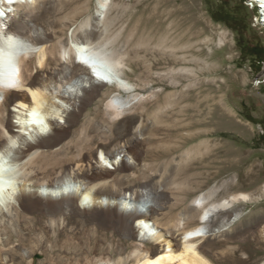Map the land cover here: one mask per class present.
I'll use <instances>...</instances> for the list:
<instances>
[{
    "label": "rangeland",
    "instance_id": "1",
    "mask_svg": "<svg viewBox=\"0 0 264 264\" xmlns=\"http://www.w3.org/2000/svg\"><path fill=\"white\" fill-rule=\"evenodd\" d=\"M4 20L5 30L25 42L40 38L55 46L43 68L33 55L30 79L37 78L35 86L41 87L57 68L66 67L68 83L62 89L77 100H61L71 112L84 109L81 123L86 115L94 116L93 109L104 115L112 95L127 93L113 83L95 82L74 58L73 44L90 42L93 50L117 62L120 78L136 92L154 94L137 101L127 118L98 123L109 132V141L95 132L98 139L92 146L73 148L71 133L59 143L32 150L42 157L35 166L42 159L60 160L56 171L39 173L41 181L67 178L74 169L85 185L99 184L93 194L103 195L105 203L130 196V209L80 207L77 195L17 198V188L10 212L4 206L0 214V264H134L137 256L156 247L147 235L136 236V211L178 248L182 232L200 224L201 210L193 208L197 198L218 204L241 194L249 198L240 197L214 215L200 250L212 264H264V59L251 54L253 47L264 48V22L255 1L109 0L102 13L97 0H36L17 6ZM78 78L81 84L73 86ZM11 105L6 104V114ZM170 106L191 109L194 119L204 112L206 127L196 125L182 133L205 134L171 157L152 158L153 147L143 140L150 128L143 129L142 111ZM177 140L160 146L179 145ZM201 142L208 145L204 153L191 150ZM101 154L111 166L117 160L116 168L101 170ZM201 163L208 167L198 168ZM171 164L196 169L173 175L166 171ZM237 212V220L221 223Z\"/></svg>",
    "mask_w": 264,
    "mask_h": 264
},
{
    "label": "bare ground",
    "instance_id": "2",
    "mask_svg": "<svg viewBox=\"0 0 264 264\" xmlns=\"http://www.w3.org/2000/svg\"><path fill=\"white\" fill-rule=\"evenodd\" d=\"M34 1L36 0H0V214L4 213V206L10 212V207L14 204L12 196L17 193V188L21 191L17 194V198L27 197L31 193L51 198L77 195L80 207L117 205L120 209L129 210V204L132 201L130 196L123 194L115 197L116 204L111 200L105 203L103 195L94 196L93 194L94 189L99 184L85 185L76 178L77 173L74 169L66 174L65 177L67 178H58L56 181L52 179L41 181L39 173L41 171L45 173L56 171L55 169L59 165L57 163H60V160L57 159L50 162L42 159L44 163L35 166L36 162H41L42 157L38 155V150L37 152H32V150L40 149L45 145L59 143L61 139L63 140L71 133L74 135L72 139L74 141H72L73 148L74 145L92 146L98 139L93 135L95 132L98 135L102 132L103 141H109V132L102 131L99 124L106 125L109 122L123 119L127 116L125 114L128 109H132V106L137 101L151 98L154 93L142 94L136 92V89L131 84L120 78L117 62L103 52L93 50L92 45H89L90 42L73 44V47H69L73 52L74 58L78 62L80 60V65L88 69L89 75L95 82L113 83L127 93L125 97L112 95L107 101L108 111L104 115H101L100 109H93L95 110L94 116L86 115L84 122L81 123L84 109H80L78 112H71L61 100L65 98H68V101L73 100V102L77 100V95L71 97V95H66L62 89L68 83L66 81V77H68L66 67L57 68L58 72L51 78L50 82L43 83L41 87L35 86L37 78L30 79L29 65L33 55L37 58V67L43 68L48 63L49 58L53 54L55 55V46H47L48 40L40 38H36L34 43H27L17 35L5 30L4 18L15 11L17 6L23 3H33ZM253 1L261 9L262 22H264V0ZM108 2L109 0H97V6L102 13L106 12ZM58 23L59 25L61 24V22ZM60 53L62 54V52ZM79 79H76L73 86L81 84ZM52 83L58 89L57 91L53 90ZM158 102L156 100L155 104H158ZM8 103H12V105L10 112L6 114L5 106ZM203 113L198 115V119H194L195 114L191 113V109H177L175 106L157 111L150 109L142 111L145 121L143 129L150 128L149 136L143 138L144 143L153 147L149 151L150 156L156 159L163 156L171 157L195 138L204 136V130L188 135L182 133L184 129L192 128L196 125L203 128L206 127L208 121ZM10 115L13 118H10ZM65 117L66 119L63 120ZM14 118L18 120L15 121ZM63 124H68V128L63 130ZM177 139H180L179 145L160 146L162 143H165L164 145H172L170 143L178 141ZM207 147L206 142H201L191 150L204 153ZM12 151L16 154L14 157ZM30 152L32 153L30 154ZM97 162L101 170L113 169L116 168L115 165H118L117 160L112 161L113 166L109 165L108 158L104 154L97 156ZM126 166L125 168L130 167L129 164H126ZM201 167L207 168L208 165L201 163L198 168ZM194 169L196 167L193 165L171 164L167 165L166 171L173 175H185ZM67 175L70 176L69 179ZM72 186L75 187V190L70 192L68 188ZM240 197L247 199L249 195L233 196L230 202L218 204H208V197L197 198L198 204L195 203L193 208L201 210L200 224L182 232V244L178 248L174 247L171 239L166 236L167 234L156 231L154 224L141 212L136 211L137 218L134 220L136 236L139 237L142 233L147 235L155 243L156 247L150 254L137 256L134 264H212L201 252L199 242L210 235L209 223L214 219V215L221 209L230 207ZM239 216L240 213L237 212L231 218L221 221V223L223 225L224 222L225 225L232 223Z\"/></svg>",
    "mask_w": 264,
    "mask_h": 264
},
{
    "label": "trees",
    "instance_id": "3",
    "mask_svg": "<svg viewBox=\"0 0 264 264\" xmlns=\"http://www.w3.org/2000/svg\"><path fill=\"white\" fill-rule=\"evenodd\" d=\"M259 48H260V50L256 51L253 47L251 54L258 57L259 60H261V59L263 60L264 59V48L263 47H259Z\"/></svg>",
    "mask_w": 264,
    "mask_h": 264
},
{
    "label": "water",
    "instance_id": "4",
    "mask_svg": "<svg viewBox=\"0 0 264 264\" xmlns=\"http://www.w3.org/2000/svg\"><path fill=\"white\" fill-rule=\"evenodd\" d=\"M95 75V74H94Z\"/></svg>",
    "mask_w": 264,
    "mask_h": 264
}]
</instances>
